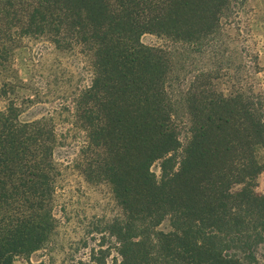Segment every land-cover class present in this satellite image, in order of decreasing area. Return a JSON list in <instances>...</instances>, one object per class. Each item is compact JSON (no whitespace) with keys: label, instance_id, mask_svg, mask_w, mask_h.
<instances>
[{"label":"trees","instance_id":"trees-1","mask_svg":"<svg viewBox=\"0 0 264 264\" xmlns=\"http://www.w3.org/2000/svg\"><path fill=\"white\" fill-rule=\"evenodd\" d=\"M0 4L20 35L80 49L92 74L40 118L21 121L13 99L0 107V264L48 243L66 167L111 187L120 213L104 232L114 264H261L264 194L254 187L264 171V95L215 83L244 80L230 60L233 0ZM145 33L162 43L144 44ZM68 145L76 151L63 165L56 150Z\"/></svg>","mask_w":264,"mask_h":264},{"label":"rangeland","instance_id":"rangeland-1","mask_svg":"<svg viewBox=\"0 0 264 264\" xmlns=\"http://www.w3.org/2000/svg\"><path fill=\"white\" fill-rule=\"evenodd\" d=\"M233 4L235 24L228 27L233 37L229 45L238 51L230 53V60H235L236 67L243 66L239 73L244 80L222 75L216 86L227 93L234 86L251 85L264 95V0H233ZM8 15V7L0 4V107L13 99L21 109L19 119L30 121L51 112L75 88L88 85L91 67L78 48L59 50L46 37L20 35ZM141 40L146 45L162 43L152 33L143 34ZM230 71L234 74L235 68ZM75 151V145L57 148L56 158L66 165ZM263 153L260 150V156ZM152 170L160 175L159 161ZM254 190L264 191V174ZM55 213L57 224L48 243L30 254L16 255L13 264H99L101 259L104 264H114L119 258L114 238L104 232L106 221L120 213L107 182H89L74 167L64 168ZM160 228L168 230L169 222L165 220ZM257 256L264 264V244Z\"/></svg>","mask_w":264,"mask_h":264},{"label":"crops","instance_id":"crops-1","mask_svg":"<svg viewBox=\"0 0 264 264\" xmlns=\"http://www.w3.org/2000/svg\"><path fill=\"white\" fill-rule=\"evenodd\" d=\"M263 174H264V171L260 173V175H263ZM260 175H259V176H260ZM259 176H258V177H259ZM257 184H258V178H257ZM257 184H256V185H257ZM257 194H264V191L259 192V193H257Z\"/></svg>","mask_w":264,"mask_h":264}]
</instances>
